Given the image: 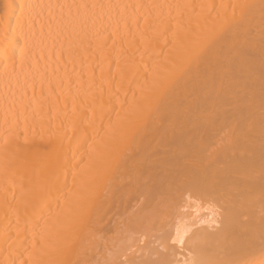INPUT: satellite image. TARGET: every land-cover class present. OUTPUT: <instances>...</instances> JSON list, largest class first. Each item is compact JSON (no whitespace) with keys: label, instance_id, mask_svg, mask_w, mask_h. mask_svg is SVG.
<instances>
[{"label":"bare ground","instance_id":"6f19581e","mask_svg":"<svg viewBox=\"0 0 264 264\" xmlns=\"http://www.w3.org/2000/svg\"><path fill=\"white\" fill-rule=\"evenodd\" d=\"M0 264H264V0H0Z\"/></svg>","mask_w":264,"mask_h":264}]
</instances>
